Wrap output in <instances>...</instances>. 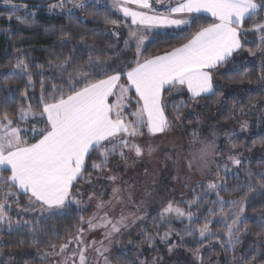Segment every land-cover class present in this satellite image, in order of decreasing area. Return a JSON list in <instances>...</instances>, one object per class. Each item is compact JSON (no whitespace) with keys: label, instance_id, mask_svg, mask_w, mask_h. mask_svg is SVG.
<instances>
[{"label":"snow or ice","instance_id":"snow-or-ice-1","mask_svg":"<svg viewBox=\"0 0 264 264\" xmlns=\"http://www.w3.org/2000/svg\"><path fill=\"white\" fill-rule=\"evenodd\" d=\"M9 2V0H6ZM72 3L73 8H84L83 0H67ZM99 3V0H96ZM156 3H163V0H155ZM66 0H59L58 4L51 8L65 7ZM129 5H136V10ZM13 9L20 7L11 5ZM112 7L123 13L125 18H130L131 25L146 30L159 28L190 26L192 20L185 18V15L192 16L199 13H210L215 22L202 26L190 36L187 43L163 55H156L151 58H143L141 49L147 39L142 33L138 35L136 30H129V38L124 41L125 47H129V41H135L137 58L131 63L134 67L127 69H115L106 65L96 54L91 45H86L80 53L71 49V54L55 64L59 69L58 79L63 80V85H52L48 98L45 99L41 79V96L39 102L42 111L39 118H43L46 128H33V135L40 138L35 143H28L23 139L22 133L29 130L21 128L20 122H27L36 119L37 113L33 111L31 104L21 105L17 108L15 117L7 109H0V226H6L8 230L13 228V220L9 215L12 204L19 207L21 194L28 196V207L22 211L38 210L45 219L53 215L65 214L73 205L77 209L85 203L80 197L79 191L81 181L91 183L92 172L88 171L89 166L93 171H110L108 163L111 156L119 155L120 159L127 160L129 154L137 158L145 154V147L138 142V138L144 136L145 131L150 136L162 134L169 130L172 121L166 112L167 101L165 95H172L186 90L190 99L196 101L202 97L217 95L213 83V71L225 64L234 52L240 50V37L248 30L244 28L246 20H251L264 14V0H181L174 7H169L167 14L156 12L150 0H113ZM71 13L72 9H68ZM149 12L152 14L150 15ZM19 19V17H18ZM25 23L28 21L25 20ZM105 23L117 24L116 20L105 18ZM251 31L259 34L257 49L248 51L252 56L259 51L264 55V23L252 25ZM64 39V36H62ZM83 42V37H81ZM67 43L71 44L69 37ZM87 59L78 64L83 57ZM59 59V58H57ZM41 69L43 66H38ZM111 69V71H109ZM26 76L29 86H34L32 73L28 64L23 58H17L13 71L0 76V79ZM42 76V72H41ZM124 77L126 83H121ZM264 79V76H262ZM134 92L136 99V110H129L126 114L124 109H130V104L123 101H131L128 93ZM27 99V92L24 93ZM9 92V99H12ZM115 99V103L110 102ZM188 105L184 100L173 104V109L180 113V110ZM181 114L176 115L179 120ZM131 116L134 119L129 120ZM215 135V133H213ZM194 140L199 139L198 134L193 131ZM203 144L200 159L204 161V167H208L206 157L215 155V141ZM232 144V148H236ZM154 149L147 147V154L151 155ZM98 154L99 160H92V154ZM228 161L235 166H241L242 160L239 155H229ZM89 161L91 164L89 165ZM191 162L189 167H191ZM219 167V166H218ZM10 171L9 176L2 173ZM224 172L230 171L227 164L223 165ZM248 180L246 186L249 191L254 190L251 168L246 169ZM219 177V173H217ZM238 176V173H237ZM260 186L264 188V172L256 173ZM108 179L116 181L117 176H109ZM76 191H73V189ZM15 189V190H14ZM228 191L227 184L220 177L219 181L209 180L206 187L202 188V195L197 196L193 201H187L190 209L193 204L197 208L200 202L209 193H215L216 200L213 204L220 205V220L225 228V243L234 253L232 259L237 264H253L258 256L264 257V240H260L264 234V215L258 217L261 233H257V243L249 247L245 254L235 255L236 247L240 244L241 228L248 234L247 217L243 215V199L225 200L220 196V191ZM97 199V212L92 217L85 219L80 216L81 224L87 225V231H95L97 228L105 229L104 237L111 242L113 234L120 233L121 228L128 227V217L123 214L115 222L107 212L100 215V210L111 207L113 201L123 203L121 189H112V199L104 201L92 193L88 201ZM130 199V196H129ZM228 205L239 207V211L231 216L224 211ZM45 213L49 215L44 216ZM209 215H215V209H208ZM183 221L187 219L190 225H194L198 217L192 211H185L183 208L173 206L169 203L160 213V223L169 225L171 219ZM143 219V217H137ZM231 220L229 223L228 221ZM29 226L33 234V242L36 243V236L43 230L39 228L38 221L33 224L30 221H23ZM211 221L206 217L202 227H186L184 235L192 236L198 233L203 246L204 239H219L217 233L210 228ZM17 227L21 221H15ZM86 229L77 226L75 235L69 234L66 242L59 245L50 243L51 252H45L42 258L50 256H61L59 264H88L87 251L93 248L97 254L104 259V264H109L105 253L108 248L104 241H87L85 238ZM157 235H159L157 233ZM172 235V230L163 233L160 239L167 241ZM154 236L148 235L149 242ZM183 239V236L181 237ZM74 248L69 252V246ZM99 245V246H97ZM177 245L169 247V252ZM68 252V255H64ZM194 255L201 260L200 249L197 248ZM141 264H144L141 261ZM152 264H155L153 259ZM260 264H264V259Z\"/></svg>","mask_w":264,"mask_h":264},{"label":"trees","instance_id":"trees-1","mask_svg":"<svg viewBox=\"0 0 264 264\" xmlns=\"http://www.w3.org/2000/svg\"><path fill=\"white\" fill-rule=\"evenodd\" d=\"M85 1L83 0L85 7L82 9L73 8L72 3L66 0L63 10L59 8L50 10V7L58 4L59 0H9V2L0 0V76H6L7 73L13 71L17 58H23L32 73L34 84V86H29L26 76L0 79V109H7L15 117L19 106L31 104L33 111L39 115L42 111L39 102L42 91L40 81L41 79L44 81L45 99L48 98L53 84L67 87L63 80L57 78L59 69L55 67V64L71 54L72 48L76 49V53H80L86 45H91L101 60L115 69H127L130 66H135L131 63L137 58L135 41H129L127 48L124 45V41L129 38V30L137 31L134 25H131L130 21L115 10L108 1L99 0V3L96 0L88 3ZM11 5L20 7L13 9ZM70 8L72 9L71 13L68 11ZM106 17L116 20L118 23L115 25L105 23ZM25 20L28 22L25 23ZM211 23L214 21L199 15L193 17L191 25L182 30L152 33L149 36L150 40L141 52L142 57L147 59L170 52L187 43L190 36L200 27ZM256 23H264V14L245 21L244 28L248 31L240 37L243 45L241 51L213 71V83L217 95L202 97L196 101L189 98L190 95L186 90L165 95L166 112L172 121L169 130L178 131L181 136H185L189 129L200 123L213 122L215 127H220V133L229 132L228 134L231 135L224 140L220 147L225 159L220 160L218 164H227L230 169L228 172L222 170L221 177L227 184L228 191H220V196L225 200L239 201L243 199V215L248 218L249 232L245 234L243 227L241 228V242L236 247V256L245 254L250 246L257 243L256 234L262 231L258 217L264 215V188L260 186V182L256 178V173L264 172V79H262L264 76V55L257 51V54L252 56L248 51L257 49L259 34L251 31L252 25ZM69 37L72 40L71 44L67 43ZM81 37H83V42H81ZM240 55L241 57H239ZM86 59V56L83 57L81 61H78V64L83 63ZM38 66H43V68ZM121 81L126 82L123 76ZM256 85L259 88L253 89ZM10 91L12 99H9ZM25 92H27V99L24 96ZM180 100H184L188 106L180 110L181 118L176 120V115L180 113L173 109V104L179 103ZM19 126L29 130L27 133H22L23 139L28 143H35L40 138L38 135H33V128L47 127L44 120L38 118L20 122ZM232 144H236L237 147L233 149ZM229 155H239L242 165H233L231 161L227 160ZM92 160L98 161V154L93 153ZM126 162V160L120 159L119 155H114L110 157L108 163L110 171H93L89 166L88 171L92 172L91 183L81 181L79 191L81 193L91 191L90 187L97 182H100L99 189L105 187L108 182L111 186V180H107V177L112 175L125 177L123 164L125 165ZM90 164L91 161H89ZM248 168H251L253 173L254 190L252 191H249L246 186L248 180L246 169ZM10 174V171L7 170L2 173L4 176ZM173 176L177 175H172V178ZM122 181V183L118 182V186L120 185L121 190L124 189V192L127 193L125 178ZM174 181L176 178H173ZM163 185L152 186L146 193L142 191V200L150 201L149 206H157L158 204L153 201L159 203L162 200L179 204L186 211L190 210L198 217L196 223L190 225L189 221H171L170 226L161 224V212L154 210L133 231L130 236L133 240L131 247H127L125 250H115V262L117 264H141L143 261L144 264H152L155 259V264H158L162 257L166 256V248L177 245L174 248H179L190 255H194L195 250L199 248L200 255L205 260H213L218 264H237L232 259L234 253L224 242L226 230L223 224L218 222L220 220V205L212 203L217 199L215 193L205 196L204 200L200 202L199 208L193 204L189 209L186 202L195 200V188H189L187 193L180 198L185 200L179 201L177 196L176 199H172L167 194L171 191L170 189L175 190L173 186ZM95 189L98 191L97 188ZM73 191L76 189L74 188ZM122 200L123 203H119V209L126 207L127 201L130 202L128 198L125 199L124 194H122ZM27 207L28 196L21 194L19 207L12 204V209L9 212L13 220L12 230H8L6 226H0V264H47L49 257H42L45 252L52 251L49 244L59 245L66 242V237L69 234L75 235L77 226H84L79 217L82 215L86 219L92 213L91 210H83L82 207L77 209L73 205L65 214L53 215L50 219H45L32 210L22 211ZM209 208L215 209V215H209ZM224 211L231 216L232 213L239 211V207L228 205ZM206 217L211 221V230L217 233L219 239H204L203 246H201L198 233L194 232L192 236H186L184 229L186 227H202ZM17 220L21 221L19 227L15 224ZM23 221H30L33 224L38 221L37 226L43 231L36 236V243L33 242V234L29 226ZM228 222L230 223L231 220ZM169 227L172 230V235L167 241L161 240L160 236L169 231ZM148 235L154 236V240L149 242ZM182 236L183 239H181ZM260 240H264V234L261 235ZM262 259L264 257L258 256L253 264H260Z\"/></svg>","mask_w":264,"mask_h":264},{"label":"rangeland","instance_id":"rangeland-1","mask_svg":"<svg viewBox=\"0 0 264 264\" xmlns=\"http://www.w3.org/2000/svg\"><path fill=\"white\" fill-rule=\"evenodd\" d=\"M90 1L93 0H86L85 2L88 3ZM147 40L150 39L147 38L145 40L141 52L144 50ZM241 55L239 57H241ZM121 83L123 84L124 82ZM258 88L259 87L257 85L253 87V89ZM110 102L115 103V99H111ZM134 102L135 100H133V98L131 101H123V103L130 104V109H124L126 114L129 110H136V108L133 106ZM37 117L38 119L43 120V118H39V115H37ZM128 119L132 120L134 118L129 116ZM219 128L220 127L218 126L215 127L213 122H204L192 129H189L188 134L185 136H181L178 131L167 130L164 134H159L156 136L144 134V136L138 138V142L145 147V154L139 158H137L134 154H129L126 164H123V169L125 170V177L123 178H125L127 185V193L124 192V189L121 190V193L124 194L125 199L128 198L130 202L127 201V206L119 209V203L113 201V205L111 207H106L100 210V215H103L104 212H107L109 217L112 218L114 222L118 220L122 214L128 217L126 221L128 227H122L120 233L113 234L111 237V242L109 243V241L104 237V233L106 231L105 229L97 228L95 231H87V225L84 224L83 226V228L86 229L85 238L87 241H104V246L108 248V251L105 253V255L108 258L109 264H117L114 257L116 249L125 250L127 247H131L133 240L130 238V236L132 235L133 231H135L137 225L147 219L150 212L154 210L163 212L164 208L169 203L173 204L174 207L178 206L183 208L179 204L166 200H162L159 203L153 201L158 205L149 206L150 201L144 202V200L141 198V193L144 191L146 193L147 190H150L152 186L158 187L163 184H168L173 186L175 189H170L171 191L167 193L168 196H170L172 199H176L177 196L179 201H184V198H180L183 194L187 193L189 188L196 189L194 193L197 197L199 194H202L201 190L202 188L206 187V184L209 180H212L213 182L219 181V178L222 175V168L224 164L218 163L220 160L225 159L224 155L220 151V147L223 145L224 140L231 136L228 134L229 132L220 133ZM193 131L198 134L199 139L194 140L192 136ZM213 133H215V135H213ZM201 140L207 143H211L214 140L216 145V154L206 157L208 162L207 168L204 167V161L199 158L201 155L200 150L204 146L200 143ZM149 146L154 149L151 155L147 154V147ZM190 162L192 165L191 167H189ZM164 169H166V171H164ZM217 173H219V177L217 176ZM172 175H177L173 176V178H176V181L174 182ZM115 176H117L118 179L114 182L111 180V186L108 182L105 187H100L99 189L98 186L100 185V182H97L96 184H93L92 187H90L91 191L82 192L83 195L80 198L85 203H83L81 207L83 210H91L92 212L86 219L92 217L93 214L97 212V199L94 198L93 200L88 201V197L92 195V193H95L97 198L108 201L112 199V189L114 187H121L120 185L118 186V182L121 181L122 183L123 178L118 175ZM95 188H97L98 191H96ZM127 194L128 196H126ZM32 211L40 214L38 207ZM47 215L49 214H44V216ZM137 217H143V219H137ZM171 221L181 220L172 218ZM183 221L188 220L184 219ZM73 248L74 245H70L69 252ZM166 252V256L162 257L158 264H201V260L195 255H190L179 248H172V251L169 252V247H167ZM64 255H68V252H66ZM86 255L88 258V264H104L103 257L99 256L93 248H89ZM201 257L202 264H218L213 260H205L203 256ZM61 260V256H50L49 262L47 264H59Z\"/></svg>","mask_w":264,"mask_h":264},{"label":"crops","instance_id":"crops-1","mask_svg":"<svg viewBox=\"0 0 264 264\" xmlns=\"http://www.w3.org/2000/svg\"><path fill=\"white\" fill-rule=\"evenodd\" d=\"M105 1H108V3L112 6V4H113V0H105ZM181 2V0H163V3H156L155 2V0H150V3H152V7H153V9L156 11V12H159V13H163V14H167V11H168V8L169 7H174V6H176L178 3H180ZM130 7H132L133 9H136V10H143V11H147V10H144V9H138V7L136 6V5H129ZM115 9V8H114ZM115 10H117V9H115ZM118 11V10H117ZM118 12H120V11H118ZM120 13H122V12H120ZM123 14V13H122ZM149 14L151 15L152 13L151 12H149ZM182 15H185V18H188V19H190V20H192V18L193 17H195V16H199V15H202V16H205V17H208L209 19H211V20H213L214 22H215V18L214 17H212L211 15H210V13H199V14H193L192 16H187V14H182ZM129 21H130V18H127ZM135 27V29H137V33H138V35L139 34H143L144 36H146L147 38H149V36H151V34L152 33H155V32H160V31H166V30H182V29H184L186 26H181L180 28H175V27H169V28H159V29H153V30H146V29H143V28H138V26H134ZM150 39V38H149ZM149 40H147V42H148ZM241 51V49L240 50H238L237 52H234L233 54H232V56L231 57H233V56H235L237 53H239ZM219 67V66H218ZM217 67V68H218ZM216 68V69H217ZM120 82H123V81H120ZM124 83H126V82H124ZM132 98H133V100H135L136 99V96H135V94H134V92H130V93H128ZM190 95V94H189ZM133 106L136 108L137 106L135 105V102H134V104H133ZM145 133L147 134V132L145 131ZM165 133V132H164ZM164 133H162V134H164ZM157 135H159V134H157ZM156 136V135H155Z\"/></svg>","mask_w":264,"mask_h":264}]
</instances>
